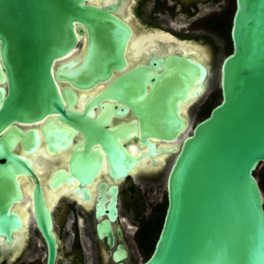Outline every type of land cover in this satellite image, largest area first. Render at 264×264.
<instances>
[{
	"label": "water",
	"instance_id": "obj_1",
	"mask_svg": "<svg viewBox=\"0 0 264 264\" xmlns=\"http://www.w3.org/2000/svg\"><path fill=\"white\" fill-rule=\"evenodd\" d=\"M89 0H0V127L8 121L60 110L59 117L84 129L86 148H75L71 169L81 183L90 182L101 165L94 144H103L111 178L127 174L138 156L130 155L116 129L89 114L88 107L115 96L123 108L139 112L140 139L150 153L162 148L148 136L176 139L183 127L177 104L186 87L207 74L189 57L152 54V63L118 76L109 89L85 109L65 108L74 90L54 88V58L72 50L78 33L87 34L80 63L62 66L58 76L74 85L105 82L113 69L128 65L123 51L130 35L122 17L112 15L117 4ZM76 22L78 23L76 25ZM231 50L220 63V100L183 136L165 177L166 208L154 246L138 264H264V195L256 169L264 163V0H235L230 26ZM57 72V71H56ZM28 151L38 141L35 130L15 128L0 134V233L10 241V228L21 222L8 211L22 199L14 175L31 174L27 161L11 151L17 138ZM112 192L111 219L116 214ZM35 219L45 241V264H54L57 239L52 216L38 183L33 189ZM98 235L114 236L106 219ZM127 250L118 244L113 264Z\"/></svg>",
	"mask_w": 264,
	"mask_h": 264
},
{
	"label": "flooded vegetation",
	"instance_id": "obj_2",
	"mask_svg": "<svg viewBox=\"0 0 264 264\" xmlns=\"http://www.w3.org/2000/svg\"><path fill=\"white\" fill-rule=\"evenodd\" d=\"M88 2L117 4L111 14L122 17V23L130 28L131 36H128L123 51L128 65L113 69L105 82L92 86L74 85L69 76H58L63 64L74 60L73 68L84 55L87 34L78 33L75 47L54 58V88L60 89L61 100L66 102L64 86L75 91L71 104H65V108L85 109L106 92L118 76L152 63V54L168 57V63H172L174 55L189 57L204 65L207 74L202 85L196 76L191 87H186L185 102L177 104L183 120L179 136L176 139L148 136L162 148L152 153L147 143L140 139V113L132 110V104H128V110L115 112V108H123L126 101L115 102V96H112L88 107L89 114L105 119L107 126L119 130L130 126L128 133L119 136V142L126 145L130 155L139 156L137 164L131 165L127 174L120 178H111L104 146L94 144L101 165L90 182H80L71 163L74 149L86 148L84 129L59 117L60 110L14 119L0 127V134L14 129L15 124L22 132L34 129L38 140L27 151L18 137L11 149L27 161L31 174L14 175L22 199L11 201L8 211L14 212L21 224L10 228V241L6 240L5 233H0V264H45L46 245L33 206L35 183L40 186L52 216V230L57 239L54 264H113L112 251L119 243L127 250L122 261L133 264L142 253V245H150L152 231L156 228L159 232L161 227L166 191L160 195L158 189L165 164L173 159L175 151L172 149L176 144L180 145L183 136L190 133L194 124L221 98L220 85L219 89L215 87V63L221 40L231 45L230 26L235 0ZM0 66L6 68L1 53ZM110 187L117 188L114 219L110 218L113 212ZM104 219L109 222L114 236L112 246L108 245L106 235H98V224Z\"/></svg>",
	"mask_w": 264,
	"mask_h": 264
},
{
	"label": "rangeland",
	"instance_id": "obj_3",
	"mask_svg": "<svg viewBox=\"0 0 264 264\" xmlns=\"http://www.w3.org/2000/svg\"><path fill=\"white\" fill-rule=\"evenodd\" d=\"M232 9V7H231ZM220 52H219V56L216 60V63H215V74H214V81H215V87L216 89H219V74H220V71H219V67H220V61L222 59V57L229 51V48H230V42L227 43L226 40L222 39L221 40V46H220ZM170 162H171V159L165 164V167L163 169V173H162V179H161V185L158 189L159 191V194L162 195L164 192H165V177H166V173H167V170L169 168V165H170ZM264 166V163H262L257 169H256V175L258 177V171L260 170V168H262ZM262 192H263V195H264V191L262 189ZM146 257V255L142 252L140 256H138L136 259L133 260V264H138L141 260H143L144 258Z\"/></svg>",
	"mask_w": 264,
	"mask_h": 264
},
{
	"label": "trees",
	"instance_id": "obj_4",
	"mask_svg": "<svg viewBox=\"0 0 264 264\" xmlns=\"http://www.w3.org/2000/svg\"><path fill=\"white\" fill-rule=\"evenodd\" d=\"M230 49H231V45H230L229 51H230ZM258 180H259L261 189H263V191H264V166L262 168H260V170L258 171ZM162 210H163V207L161 209V213H160V216L158 219V225L160 224V221H161V217H162V213H163ZM157 232H158V229H156V228L154 231H152V233H151L152 240H151L150 245H146V243H144L142 245V252L146 255V257L148 256V254L150 253V251L152 249V245H153V242L156 238Z\"/></svg>",
	"mask_w": 264,
	"mask_h": 264
},
{
	"label": "bare ground",
	"instance_id": "obj_5",
	"mask_svg": "<svg viewBox=\"0 0 264 264\" xmlns=\"http://www.w3.org/2000/svg\"><path fill=\"white\" fill-rule=\"evenodd\" d=\"M151 47V46H150ZM190 48H191V46H190ZM192 49V48H191ZM199 49V48H198ZM164 155V154H163ZM147 160V159H146ZM159 164H161L160 162H159ZM19 237V236H18ZM19 240V239H18Z\"/></svg>",
	"mask_w": 264,
	"mask_h": 264
}]
</instances>
